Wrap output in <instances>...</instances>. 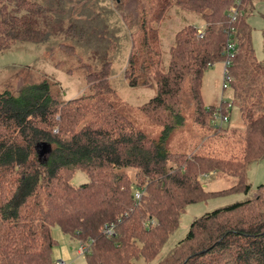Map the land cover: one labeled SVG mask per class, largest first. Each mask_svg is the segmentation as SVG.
<instances>
[{
    "label": "trees",
    "instance_id": "16d2710c",
    "mask_svg": "<svg viewBox=\"0 0 264 264\" xmlns=\"http://www.w3.org/2000/svg\"><path fill=\"white\" fill-rule=\"evenodd\" d=\"M84 1L77 0L80 6ZM125 2L114 0L115 8L122 10ZM148 2L141 15L119 17L130 42L123 71L128 85H155V94L144 103L134 106L117 96L109 81V56L101 57L98 66L92 57V63H83L88 94L61 99L47 79L16 93L0 91V264H54V224L86 244L88 264H264V182L251 193L246 177L249 165L264 158V60L256 58L251 43L250 0ZM172 3L197 14L203 25L186 24L176 31L162 69L152 23L161 22ZM71 5L72 0H0V53L17 43L57 41L72 51L90 47L91 39L119 44L115 23L97 33L90 29L98 27L92 16L77 18L83 7L74 13ZM232 7L239 13L234 21L228 16ZM58 34L64 41L52 39ZM229 40L235 44L228 66L231 102L206 105L203 73L224 63ZM143 50L149 60L138 64ZM233 106L242 127L232 130L237 137L228 153L167 147L168 136L183 123L184 109H192L200 127L224 131L214 126L213 115L219 109L230 119ZM136 113L161 128L156 138L136 124ZM39 144L47 147L45 157ZM78 170L88 181L75 185L71 178ZM212 173L233 176L235 183L208 190L201 177ZM136 191L141 192L137 200ZM238 193L244 195L241 200L194 218L186 234L156 258L186 206Z\"/></svg>",
    "mask_w": 264,
    "mask_h": 264
},
{
    "label": "rangeland",
    "instance_id": "374dc122",
    "mask_svg": "<svg viewBox=\"0 0 264 264\" xmlns=\"http://www.w3.org/2000/svg\"><path fill=\"white\" fill-rule=\"evenodd\" d=\"M84 2V5L80 6V2L72 0V10L83 7L82 10L80 8V12L76 15L77 18L86 17L87 20L89 16H92L98 27L95 29L93 28L95 25H93L90 26V29H94L97 33H100L104 26H110L115 23L112 28L118 30L115 35L116 37L118 35L117 40L119 44L116 47H111L91 39L92 41L90 40V42L93 44H90V47H83L88 46L87 44H83L80 47H76L75 51H72V48H61L57 45V41L52 45L49 42L42 43V45L17 43L12 49L0 53V91L7 88L16 93L28 83L47 79L53 90H59L61 99H71L82 94H88L89 85L85 80L83 63H92L90 59L92 57L94 66H98L101 57L105 58L109 56L111 61L109 81L121 100L138 106L155 94V85L153 83L131 87L123 75V71L127 66L130 42L128 35L126 36V30L123 29L120 23L119 17L124 12L130 13L132 18L138 13L141 15L143 8H147L148 4H150L148 0H126L124 7L122 6L123 9L121 8L122 10L115 8L116 4L114 0H85ZM104 11L107 13H104ZM246 11L247 21L251 27V43L254 55L258 60H264V0H250L249 4H246ZM76 12L74 10V13ZM82 14L85 15L82 17ZM99 18L101 19L99 20ZM186 24L202 26L203 22L197 14L184 11L174 3L166 9L161 22L152 23L158 30L159 47L162 57L160 67L162 69L167 65L169 47L173 43L176 31ZM52 39L59 42L64 41L61 34L52 36ZM65 43L72 44V41L65 40ZM94 52L99 54L93 55ZM148 56L149 53L143 50L138 56V64H141L144 59L148 61ZM223 71V62H216L205 69L201 87V96L204 104H216L221 99L231 102L232 90L229 84H226L224 89L222 87ZM182 115L183 123L174 128L167 138V147L175 152L190 153V151L196 150L199 154L206 155H217L218 153H223V151L228 153L230 149L229 145L237 137L236 134L232 136V130L242 127L240 114L235 106L231 107L230 119L221 127L226 128L224 131L217 130L218 128L209 129L197 125L193 120L191 108L184 109ZM133 119L149 136L153 138L158 136L161 128L149 124L140 113H136ZM38 149L41 152L43 151V147L40 148L39 146ZM42 156L45 157L46 153H43ZM246 177L252 187L251 193H254L255 187L264 182V158L249 165ZM201 179L203 185L208 190L224 189L235 183L233 176L215 173L203 174ZM87 181V174L79 170L71 178V182L75 185ZM243 196L240 193L220 195L186 206L181 213L177 228L168 236L156 258L164 254L186 234L189 224L194 218L217 207L239 201ZM109 233L112 234L113 232ZM51 234L56 240L51 252L52 259L55 261L54 264H57V260L60 259L64 260L65 264H88L85 255L78 252L81 241L62 232L57 224L51 226ZM84 245L86 244L84 243ZM143 264H151V262Z\"/></svg>",
    "mask_w": 264,
    "mask_h": 264
},
{
    "label": "built area",
    "instance_id": "2783aa9c",
    "mask_svg": "<svg viewBox=\"0 0 264 264\" xmlns=\"http://www.w3.org/2000/svg\"><path fill=\"white\" fill-rule=\"evenodd\" d=\"M239 15L237 9L235 7H232L229 11V18L231 21H234L237 16ZM198 36L201 37L202 36V31L201 30H198ZM235 48V44L233 42H231L230 40L228 41L227 45H226V55H227V58L225 59L224 61V71H223V84H222V87L224 88L226 86V84H229L230 82V75L228 73V66H229V58L232 56V53H233V50ZM229 106H227L225 108V111H229ZM229 120L228 118V115L225 114V113H221V111L218 109L214 115H213V124L214 126H222V124H225L227 121ZM134 197L135 199H140L141 197V192L140 191H136L134 193ZM109 232H112L110 230H108ZM86 249V245L84 244H81L80 245V248L78 249V252L79 253H83L84 250ZM57 264H65V261L60 259V260H57L56 262Z\"/></svg>",
    "mask_w": 264,
    "mask_h": 264
},
{
    "label": "water",
    "instance_id": "95a60500",
    "mask_svg": "<svg viewBox=\"0 0 264 264\" xmlns=\"http://www.w3.org/2000/svg\"><path fill=\"white\" fill-rule=\"evenodd\" d=\"M39 146H40V148L43 147V151H44V152L42 151L43 153H47L48 150H47L46 145H44V144H39L38 147H39ZM40 152H41V151H40ZM42 152H41V153H42ZM43 153H42V154H43Z\"/></svg>",
    "mask_w": 264,
    "mask_h": 264
}]
</instances>
